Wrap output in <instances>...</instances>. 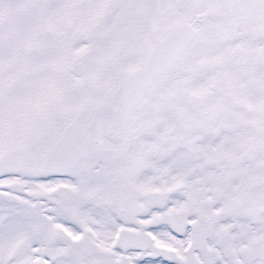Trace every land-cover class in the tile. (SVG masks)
Listing matches in <instances>:
<instances>
[{"label":"snow or ice","instance_id":"obj_1","mask_svg":"<svg viewBox=\"0 0 264 264\" xmlns=\"http://www.w3.org/2000/svg\"><path fill=\"white\" fill-rule=\"evenodd\" d=\"M0 264H264V0H0Z\"/></svg>","mask_w":264,"mask_h":264}]
</instances>
